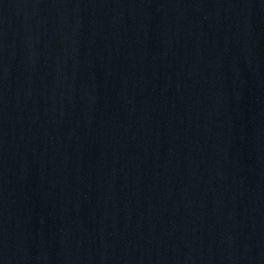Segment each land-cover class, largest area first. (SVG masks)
Here are the masks:
<instances>
[{"label":"water","instance_id":"obj_1","mask_svg":"<svg viewBox=\"0 0 264 264\" xmlns=\"http://www.w3.org/2000/svg\"><path fill=\"white\" fill-rule=\"evenodd\" d=\"M0 264H264V0H0Z\"/></svg>","mask_w":264,"mask_h":264}]
</instances>
